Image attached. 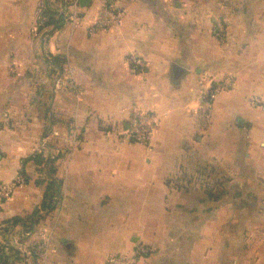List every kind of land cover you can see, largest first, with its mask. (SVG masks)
<instances>
[{"label":"crops","instance_id":"0c3cea01","mask_svg":"<svg viewBox=\"0 0 264 264\" xmlns=\"http://www.w3.org/2000/svg\"><path fill=\"white\" fill-rule=\"evenodd\" d=\"M121 3L120 26L90 33L100 0L76 20L64 0H0V180L27 177L0 199V264H107L140 242L155 252L139 264H180V255L195 264V212L219 213L231 254L244 231L252 239L247 256L220 264H264V0ZM57 72L77 89H56ZM227 75L235 84L207 116V92ZM138 110L160 115L150 143L120 134ZM206 165L218 199L198 175ZM183 171L193 181L169 186ZM212 220L203 230L211 250Z\"/></svg>","mask_w":264,"mask_h":264},{"label":"built area","instance_id":"2783aa9c","mask_svg":"<svg viewBox=\"0 0 264 264\" xmlns=\"http://www.w3.org/2000/svg\"><path fill=\"white\" fill-rule=\"evenodd\" d=\"M101 5L97 18L93 24L88 27L90 33L97 32L102 29H114L123 23L124 12L122 8V0H100ZM80 0H64V11L73 20L79 16ZM130 63L134 64L138 69L142 68L143 62L135 55L128 57ZM235 79L231 75L224 76L216 80L210 90L207 92V110L206 115L210 116L212 108V99L214 95L221 90H227L234 86ZM67 85L72 89H77L74 80L69 79L62 72L55 74L56 89ZM252 104H261L262 97L253 95L250 98ZM160 124V115L154 110H138L131 117L128 126H123L120 134L130 141L150 143ZM76 139L80 137L76 136ZM27 183L25 173L20 170L11 180H0V199H9L16 192L17 188ZM45 244L42 243L37 249L38 254H42ZM155 252V248L140 242L131 252H114L107 256V264H139L141 258L149 257Z\"/></svg>","mask_w":264,"mask_h":264},{"label":"rangeland","instance_id":"374dc122","mask_svg":"<svg viewBox=\"0 0 264 264\" xmlns=\"http://www.w3.org/2000/svg\"><path fill=\"white\" fill-rule=\"evenodd\" d=\"M215 32L219 38L223 39L222 41H225L226 35L222 29H217ZM202 177L205 180L204 184H206L207 188H209V187L211 188L216 183V180L214 178L211 179L212 176L203 175ZM177 178H179V177H173V179H177ZM193 179H194V177H193ZM178 182H180L183 186H185L186 184L190 183L191 181L187 178H182L181 180H179L177 182L173 181L172 184L174 185L175 183H178ZM185 182H186V184H185ZM175 186H173V187H175ZM215 191L218 193L220 192L219 190H215ZM195 213H196V215H195V223H196L195 264H203V252H205V251H207V255L211 256V264H220L221 258H223V257L225 258L226 256H229V255H236V253L240 257H243V256L245 257V256H247V254H249V251H251V252L253 251V250H251L252 246L250 245L252 239H251V237H249V235H247L246 231H244V233H245L244 238H241V241H243V243L237 249H233L232 254H231L230 248H226V249L222 248L221 249V242H220L221 228L219 226V217L217 216V215H219V213L218 212L217 213L216 212H195ZM181 215H183V217L181 219H184L185 223H187V221H188L187 216H184L183 212H181ZM210 217L213 219L211 228H208L209 232L212 234V238H213V243H211L212 250L204 248V237H203L204 225H206L205 221L207 223L209 221ZM223 231L225 232V229H223ZM228 231H229V229H228ZM229 246H230V241L228 242V247ZM2 255L3 254H0V256H2ZM190 255H191V252H190ZM5 256L6 255H4V257ZM183 258H184L183 255L179 256L178 261L180 262V264H183L182 263ZM2 260H5V261H3L5 264H11L8 261V259H6V258H4Z\"/></svg>","mask_w":264,"mask_h":264},{"label":"trees","instance_id":"16d2710c","mask_svg":"<svg viewBox=\"0 0 264 264\" xmlns=\"http://www.w3.org/2000/svg\"><path fill=\"white\" fill-rule=\"evenodd\" d=\"M47 24H52V23H57V21H55V20H53L52 18L50 19V20H48L47 22H46ZM53 60H54V62L55 63H57V64H60L61 63V61H60V58L59 57H57V56H53ZM212 171H213V168H212V166H209V165H206V166H202L201 168H199L198 169V175H200V176H203V175H207V176H211V174H212ZM182 175V176H181ZM181 175H179V178H177V179H173V178H169V180H168V183H169V186H175L176 188H181L183 185L180 183V182H178V183H175L174 185L172 184V182L173 181H179V180H181L182 178H187V179H189L190 181H192L193 180V176L192 175H189V174H187L186 172H182L181 173ZM197 175V176H198ZM54 182H56V180H53L52 181V183H54ZM218 183H221V182H219V181H216V183L210 188H208L207 189V193L209 194V196L210 197H212V198H215V199H218L219 197H220V192L218 193V192H216L215 190H218L219 189V187L220 186H218L217 184ZM217 187V188H216ZM57 203H58V201H57V199H55V197L52 195V196H46L45 197V200H44V204H43V206L47 209V210H51V209H53L54 207H56V205H57Z\"/></svg>","mask_w":264,"mask_h":264},{"label":"water","instance_id":"95a60500","mask_svg":"<svg viewBox=\"0 0 264 264\" xmlns=\"http://www.w3.org/2000/svg\"><path fill=\"white\" fill-rule=\"evenodd\" d=\"M92 0H80V5L82 7L88 6L91 3ZM175 73L177 76H180L182 74V68L181 67H176L175 68Z\"/></svg>","mask_w":264,"mask_h":264}]
</instances>
